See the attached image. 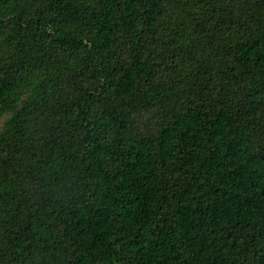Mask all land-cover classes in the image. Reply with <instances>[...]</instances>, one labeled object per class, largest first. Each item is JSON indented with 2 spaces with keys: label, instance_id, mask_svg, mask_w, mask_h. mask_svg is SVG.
<instances>
[{
  "label": "trees",
  "instance_id": "trees-1",
  "mask_svg": "<svg viewBox=\"0 0 264 264\" xmlns=\"http://www.w3.org/2000/svg\"><path fill=\"white\" fill-rule=\"evenodd\" d=\"M0 264H264V0H0Z\"/></svg>",
  "mask_w": 264,
  "mask_h": 264
}]
</instances>
